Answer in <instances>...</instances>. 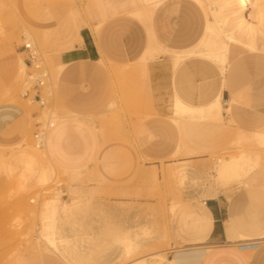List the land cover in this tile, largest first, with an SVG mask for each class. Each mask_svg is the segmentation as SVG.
Returning a JSON list of instances; mask_svg holds the SVG:
<instances>
[{"label":"rangeland","instance_id":"obj_1","mask_svg":"<svg viewBox=\"0 0 264 264\" xmlns=\"http://www.w3.org/2000/svg\"><path fill=\"white\" fill-rule=\"evenodd\" d=\"M11 1L0 0V121H7L17 111H23L29 127L21 143L10 147L0 144V264H66L61 258L65 257L64 249L70 248L65 233L76 234L79 227L84 233L86 215L91 210H104L108 205L138 211L141 218L133 231L139 243L128 236L124 243L117 242L124 252L112 264H138L142 259L150 260L159 254L173 260L176 252L192 250L199 241L190 234L196 231L194 211L206 205L202 201L184 200L188 185L198 187L212 181L224 188L231 187L237 197H246L248 202L241 216L256 217L264 225V126L256 131L234 127L232 120L225 117L224 106L220 115L216 111L210 117L205 108H180L174 104L172 114L166 119L163 116L166 108L159 103V93L152 84L149 69L156 57L167 53L173 58L190 57L200 51L220 50L217 42L223 36L220 25L210 22L209 29L203 6L215 0H162L152 4L153 21L155 14L171 2L178 5V9L183 6L188 10L186 25L190 34H194L195 45L184 50L154 47L152 41V47L147 49L148 21L128 13L135 8L144 9V0ZM215 25L218 28L213 29ZM136 35L140 37V46L144 43L141 55L120 63L116 57L127 50L123 37ZM27 42L37 50L40 69L46 74L41 90L44 105L32 101L35 92L25 96L33 87L29 76L36 72L24 61L28 54L23 45ZM83 46H95L102 55L100 64L111 72L108 90L96 95L95 107L87 114L72 109L69 103L77 88L85 85V77L70 72L77 64L62 61L65 53ZM245 52L255 51L231 44L227 66ZM218 77L199 69L189 71L186 83ZM180 78V74L174 73L173 84ZM176 97L182 98L179 93L174 94V99ZM160 119L175 129L174 151L159 159L160 168L155 166L152 172H144L136 187L122 191L95 178L89 164L91 152L98 145L121 138L137 147H147L155 138L152 126ZM50 121H54L55 126H50ZM167 126L162 124V129ZM37 133L43 136V153L37 150ZM53 133L57 137L54 156L64 133L69 140L65 138L63 142H72L78 149L74 160L66 161L59 155L53 157L49 145ZM193 157L202 159L200 181H192L194 167L190 162H179ZM219 159H223L225 166L228 161L236 160L232 164L237 167H230L229 162L228 168L222 167ZM148 161L150 158L141 159L142 164ZM173 164L178 169L175 175L169 172ZM182 174L188 177L183 178ZM112 198L134 199L135 202L112 204ZM53 222L59 224L63 243L53 245L44 240L46 228ZM97 241L85 242L84 236L72 240L79 251ZM69 251L74 263L89 262V259H74L80 253ZM64 259L69 264V260Z\"/></svg>","mask_w":264,"mask_h":264},{"label":"crops","instance_id":"obj_2","mask_svg":"<svg viewBox=\"0 0 264 264\" xmlns=\"http://www.w3.org/2000/svg\"><path fill=\"white\" fill-rule=\"evenodd\" d=\"M178 8L175 3H169L166 9L155 14L154 21L152 17L150 19L148 15L142 14L139 8L128 10L129 14L148 21L146 27L150 34V41L147 49L152 47L151 41L154 47L161 45L164 48L177 50L188 49L195 45L194 34L193 32L190 34L186 25L188 10L183 6L181 9ZM123 38L127 50L122 56L116 58L120 63L137 59L142 53L144 43L140 46L138 35ZM101 58L102 55L95 46L77 47L62 56L64 63L77 64L70 69L72 74L85 77L86 83L83 88H77L69 100L72 109L80 113H90L95 107L96 95L107 91L111 83L108 69L100 64ZM157 59L151 61L149 70L153 76L152 84L155 91L159 93L158 101L166 108L163 114L166 119L172 114L174 94L179 93L185 101L191 103L206 102L215 95L217 87L221 85L220 76L217 79L186 83L188 71H174L169 63L161 61L172 59L171 54L160 55ZM24 61L27 64L26 59ZM226 70L222 102L225 110L231 108L230 113L225 111L226 119L232 120L234 127L245 131L260 129L264 126V53L245 52L233 59ZM174 73L182 77L180 81L175 82V85L173 84ZM78 124L84 127V124ZM162 124L168 126L162 129ZM28 127V119L23 111H17L7 121H0V144L10 147L21 143L28 132ZM174 130L169 122L160 119L152 126L155 138L147 147H137L135 143L126 142L121 138L98 145L91 152L89 169L98 181L104 182L116 191L134 188L140 182L144 172H152L155 166L160 168L159 159L172 155L175 148L172 141ZM52 138L49 145L54 158L59 155L66 161H72L78 156V149L73 147L72 142H63L65 138L69 140L64 133L54 156L57 145L56 134L53 133ZM145 157L150 158L151 161L142 164L141 159ZM201 160L197 157L179 160V162H190L194 167L191 170L192 181L201 179L203 173ZM211 193L213 194L209 195ZM183 198L192 202L202 201L210 211L212 222L208 234L198 230L191 232V236H196L199 240L195 242V247H192L194 249L178 251L174 259L191 264H264V234H262L264 225L256 217L241 216L244 205L248 202L246 197H237L231 187L224 188L212 181L206 185L200 184L198 187L188 185ZM110 202L112 204L131 203L135 200L112 198ZM198 212L194 211V224ZM140 219L138 211L120 210L116 205H108L106 209L95 212L91 210L84 219V233L80 227L76 234L65 233L70 241L71 251L80 253V256L74 259L78 261L83 258L89 259V264H112L124 252V248L117 242L124 243L125 237L128 236L134 243H139L133 237V231ZM109 226H113V229H108ZM82 236L85 242L98 241L95 245L86 247L84 251H79L72 240L74 237L82 239ZM250 249L254 250L252 254L246 252ZM184 259L187 261L184 262Z\"/></svg>","mask_w":264,"mask_h":264},{"label":"bare ground","instance_id":"obj_3","mask_svg":"<svg viewBox=\"0 0 264 264\" xmlns=\"http://www.w3.org/2000/svg\"><path fill=\"white\" fill-rule=\"evenodd\" d=\"M199 1H202V0H199ZM160 2H162V0H144L146 7L144 9H141L140 12L144 15H148V17L150 18L153 14L152 4L160 3ZM203 6L205 8V13L207 16L209 29L211 28L210 22H211V24L212 23L213 24L219 23V25H220V27H219L220 32L223 35V36H220L218 38V41H217L219 44L220 50L218 52H209V53H206L204 51L203 52L200 51V52H197L194 56H190V57L175 56L174 58L172 57L173 59H171V60H167V61L161 60V61L164 63H169L171 69L174 71H181L182 70V71H188V72L189 71L196 72V70L203 69V70L210 72L211 74L213 73V74L220 76L221 81H222L221 85L219 87H217V89H216L217 92L208 101L202 102L201 104H199V103L194 104V103H190L189 101L186 102L183 98H180V97H176L174 99V104L177 107L179 106L180 108H183L184 106H187V107L198 106L201 108H205L207 110L209 116L213 117L215 115L216 111L219 113V115L222 112V106H223L222 105V98H223L222 97V91L224 88L223 83L225 82L224 81V78H225L224 74H225V71H227L226 68H227V64L229 62V53H230L231 44H239L242 47H244L250 51L264 52V0H215L214 3H209V4L205 3V4H203ZM240 8H242V10ZM228 10L231 11L230 14H229ZM13 12H15V11H13ZM216 25H215V28H213V29L218 28V27H216ZM212 27H214V25ZM27 44L32 46L31 42H27ZM157 58L158 57H156V59ZM157 60H159V59H157ZM125 68H126V66H125ZM113 69H112V71H113ZM118 69H119V67H118ZM146 69H147V67H146ZM112 73H114V72H112ZM130 73H131V71H130ZM125 75H126L125 73H124V75L122 74L121 75L122 78ZM112 76H113V74H112ZM115 77H116V75H115ZM32 101L37 102L35 100H32ZM44 104H45V102H44ZM225 111H228V113H230L231 108H228ZM49 125L55 126V122L50 121ZM42 140H43V138H42ZM36 145H37V143H36ZM37 147H39V149H37V150L43 153L44 148H42L41 145H37ZM10 149H12V148H10ZM2 150H1V152H2ZM2 154H4V153H2ZM240 158H237V159L239 160ZM219 161L222 164V165L221 164L220 165L222 167H224L225 164H224L223 159H219ZM235 161L233 160L232 162L234 163ZM182 162H184V161H182ZM228 162L230 163V167H231V165H234L235 168L237 167L236 166L237 164L235 165V164H232V162H230V161H228ZM228 162L226 163V166H227V167L225 166L226 168H228V166H229ZM174 164H177V163H174ZM174 164L169 169V172L171 175H175L178 173V169L176 167H174ZM177 165H179V164H177ZM232 168H234V167L232 166ZM178 176H179V174H178ZM154 177L156 178V176H154ZM182 177L187 178L188 176H187V174H182ZM212 194L213 193H211L209 195H212ZM211 222H212V220H211L210 211H209L207 206H204L196 214V220H195V225L197 227L196 230H198L199 232H203L204 234H208V232L211 228ZM47 227L48 228H46L47 229L46 238H44L45 242H47L49 244H53V245H56L59 241H61V243L64 242L63 238L61 237L62 231L59 230L60 229L59 224L57 225L56 222H53L52 224L48 225ZM69 249L70 248H68V247L66 249H64V252H63V254L65 255L64 258L69 260V264H77V263H74L73 260H70L71 256H70ZM246 252L248 254H252L254 252V250L250 249V250H246ZM62 258H63V256H62ZM183 261L185 262L187 260L184 259ZM65 262L67 263V261H65ZM166 262L167 263L169 262L170 264H183L181 260H178V259L170 260L165 255L162 256L161 254L151 257L150 260L142 259V260L138 261V264L139 263L140 264H167ZM82 264H89V263L84 262ZM184 264H191V263L186 262Z\"/></svg>","mask_w":264,"mask_h":264},{"label":"built area","instance_id":"obj_4","mask_svg":"<svg viewBox=\"0 0 264 264\" xmlns=\"http://www.w3.org/2000/svg\"><path fill=\"white\" fill-rule=\"evenodd\" d=\"M23 47L28 54V57L26 58L27 65L36 69V72L31 73L29 76L31 79V82L33 83V87H32V89L28 90L25 93V96H29L30 94H33V92H35L33 94L32 100L40 102L41 105H44V100L41 96V90H42V87H43L44 82H45L44 79L46 77V74L40 69L41 66L39 63V55H38L37 50L34 48V46H30V45L25 43V45H23ZM35 138H36L37 145H42V138H43L42 134L37 133L35 135ZM205 203H206V201H205Z\"/></svg>","mask_w":264,"mask_h":264}]
</instances>
